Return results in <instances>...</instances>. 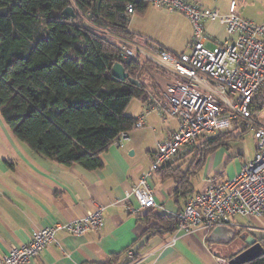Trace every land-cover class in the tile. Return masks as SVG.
I'll use <instances>...</instances> for the list:
<instances>
[{"label":"trees","instance_id":"16d2710c","mask_svg":"<svg viewBox=\"0 0 264 264\" xmlns=\"http://www.w3.org/2000/svg\"><path fill=\"white\" fill-rule=\"evenodd\" d=\"M129 4L133 14H144L149 5L144 0H0V9H7L0 17V117L15 139L64 167L94 171L103 166L101 155L121 132L133 130L136 119L125 113L130 102L150 105L162 92L149 75L158 74L157 67L123 59L110 38H134L128 29L132 15L125 10ZM72 6L74 16L62 14ZM116 63L139 85L113 77ZM262 111L264 88L252 101V117ZM234 124L230 131L189 146L195 157L184 171L172 161L155 174L172 177L173 194L187 199L193 194L190 179L202 170L206 157L252 127L242 120ZM141 217L152 235L176 230V218L154 208ZM247 264H264V250Z\"/></svg>","mask_w":264,"mask_h":264},{"label":"crops","instance_id":"0c3cea01","mask_svg":"<svg viewBox=\"0 0 264 264\" xmlns=\"http://www.w3.org/2000/svg\"><path fill=\"white\" fill-rule=\"evenodd\" d=\"M192 1L201 6L200 0ZM227 6L228 3L225 7L217 4L204 8L226 13ZM160 80L162 91L173 82L170 75ZM137 104L135 109L127 111L128 105L125 113L134 119L144 114L143 127L133 129L122 148L112 144L101 155L103 166L94 171L77 165L64 167L29 147H22L0 117V256L12 246L27 244L39 229L65 225L97 207H103L104 224L100 229L82 235L58 230L53 241L28 264H127L128 251L140 257L141 264H219L218 259L232 255L221 247L229 244L209 243V233L203 229L189 234L173 231L163 236L152 235L146 231L142 214L131 210L137 207L131 189L149 171L157 143L165 141L177 128L176 119H163L157 109L164 105L162 92L153 97L150 105L154 108L148 113L146 109L150 105ZM193 150L194 147L182 148L172 166L184 171L195 157ZM224 154L219 148L206 157L201 190L208 178L220 179L208 172L220 171ZM189 156L191 159L187 161ZM192 179L190 191L195 194L201 190L195 191ZM147 184L154 192L155 212L173 215L183 208L186 198L173 194L176 185L172 177L154 174ZM240 242L244 246L242 239Z\"/></svg>","mask_w":264,"mask_h":264},{"label":"built area","instance_id":"2783aa9c","mask_svg":"<svg viewBox=\"0 0 264 264\" xmlns=\"http://www.w3.org/2000/svg\"><path fill=\"white\" fill-rule=\"evenodd\" d=\"M145 3L163 7L185 15L192 27L188 53H172L162 48H151L147 39L138 42L121 41L123 59L139 61L143 57L163 68L173 78L164 86L163 107L157 108L163 119L177 120V128L163 142L157 143L149 171L131 189L137 207L135 213L143 214L157 207L154 192L147 184L159 167L174 161L179 151L194 145L198 139L234 129L236 120L255 123L251 114L254 97L264 88V24H256L238 13L244 0H229L226 13L201 7L188 0H144ZM126 14H133L127 5ZM217 22L225 32V39L218 42L206 31V23ZM212 43L213 49L206 47ZM140 47V48H138ZM152 50V51H151ZM154 107L150 105L146 113ZM145 115H140L133 129L143 127ZM256 142L252 160L244 161L238 173L226 179L208 178L203 190L186 199L183 208L174 213L176 232L185 234L203 229L210 233L216 227H229L251 235L264 250V238L258 240L255 231L264 233V127L257 123L251 127ZM130 139V132H121L113 145L122 148ZM103 207H97L84 217L65 225L41 228L32 239L19 246H12L0 256V264H28L53 241L58 230L82 235L103 226ZM260 221L256 227L238 225L236 217ZM248 234H246V232ZM127 264H141L140 257L127 252ZM219 264H229L218 259Z\"/></svg>","mask_w":264,"mask_h":264},{"label":"rangeland","instance_id":"374dc122","mask_svg":"<svg viewBox=\"0 0 264 264\" xmlns=\"http://www.w3.org/2000/svg\"><path fill=\"white\" fill-rule=\"evenodd\" d=\"M192 1V0H188ZM228 0H200V4L203 7L213 8L217 4L223 5L224 7L227 5ZM72 10H76L74 6H72ZM239 14L256 24H264V0H244V2L238 8ZM132 15L129 20L128 29L131 32H134V39L140 38L141 40L138 42L139 45H142V41L147 39L148 46L146 47L149 51L151 48H162L167 49L176 53H188V45L192 38V28L190 23L183 18V16L179 13L171 12L163 7L149 4L147 7L146 14H130ZM206 31L209 35L216 38L218 41L222 42V39H225L226 35L223 27L217 22H208L206 23ZM111 40L121 45V41H133L116 37L114 35L110 36ZM206 47L209 49H213L214 46L212 44L207 43ZM152 51V50H151ZM148 61L157 67L159 73L154 74L150 72L151 78H154L157 86L162 88V80L166 79L169 74L159 65L140 57L139 62ZM159 75V76H154ZM162 91V90H161ZM138 102L133 100L129 105V108L133 110L137 107ZM255 123H251L252 127H255L256 123L259 126L264 127V111L260 112L257 118H253ZM22 147H27V145L23 142H18ZM189 147V146H188ZM225 154L222 160V165L220 166V171L217 173L208 172L210 176H216V178H228L230 174L236 175L240 169L241 163L244 161H249L254 158L255 150H256V142L254 139L253 131L251 129L247 130L241 138L236 141L230 143L227 147H221ZM187 161H190L191 156L187 158ZM203 175L204 170L199 172L195 177H193L192 182L194 185L195 191L201 190L203 186ZM233 175V176H234ZM231 176V177H233ZM235 222L238 225L256 227L259 224H262L260 221L251 220L244 217H236ZM257 228V227H256ZM254 236L261 240L264 238V233L260 231H255ZM240 238V237H239ZM234 239L229 245L221 246L223 250L229 252L231 254H238L241 251H244L243 245L240 242V239ZM258 244V242H256Z\"/></svg>","mask_w":264,"mask_h":264},{"label":"water","instance_id":"95a60500","mask_svg":"<svg viewBox=\"0 0 264 264\" xmlns=\"http://www.w3.org/2000/svg\"><path fill=\"white\" fill-rule=\"evenodd\" d=\"M6 14V8L0 9V17H5ZM62 14L65 16H74L73 10L71 8L65 9ZM111 74L113 77L121 81L128 79L132 84L139 85L137 80L132 79L128 76V74L124 71L122 65L119 63H116L112 67ZM236 236L237 232L229 227H216L209 233L207 239L212 243L229 244ZM240 239L243 240L244 245L248 246V248L244 249V251H241L232 259L228 260L229 264H247L248 261L252 260L255 256L263 251L261 245L259 243L256 244L255 239L251 235H241Z\"/></svg>","mask_w":264,"mask_h":264},{"label":"flooded vegetation","instance_id":"af4514ba","mask_svg":"<svg viewBox=\"0 0 264 264\" xmlns=\"http://www.w3.org/2000/svg\"><path fill=\"white\" fill-rule=\"evenodd\" d=\"M241 235H243V234H241ZM241 235H237L236 237L239 238Z\"/></svg>","mask_w":264,"mask_h":264},{"label":"bare ground","instance_id":"6f19581e","mask_svg":"<svg viewBox=\"0 0 264 264\" xmlns=\"http://www.w3.org/2000/svg\"><path fill=\"white\" fill-rule=\"evenodd\" d=\"M235 231V230H234ZM243 235H245L244 233H243Z\"/></svg>","mask_w":264,"mask_h":264}]
</instances>
